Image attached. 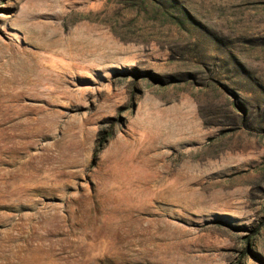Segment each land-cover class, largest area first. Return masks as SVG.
<instances>
[{
	"label": "rangeland",
	"instance_id": "1",
	"mask_svg": "<svg viewBox=\"0 0 264 264\" xmlns=\"http://www.w3.org/2000/svg\"><path fill=\"white\" fill-rule=\"evenodd\" d=\"M0 264H264V0H0Z\"/></svg>",
	"mask_w": 264,
	"mask_h": 264
}]
</instances>
